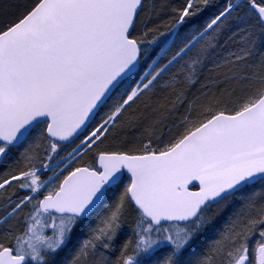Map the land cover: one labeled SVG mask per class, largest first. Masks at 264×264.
I'll use <instances>...</instances> for the list:
<instances>
[{
    "label": "snow or ice",
    "instance_id": "snow-or-ice-1",
    "mask_svg": "<svg viewBox=\"0 0 264 264\" xmlns=\"http://www.w3.org/2000/svg\"><path fill=\"white\" fill-rule=\"evenodd\" d=\"M0 264H264V0H0Z\"/></svg>",
    "mask_w": 264,
    "mask_h": 264
},
{
    "label": "trees",
    "instance_id": "trees-1",
    "mask_svg": "<svg viewBox=\"0 0 264 264\" xmlns=\"http://www.w3.org/2000/svg\"><path fill=\"white\" fill-rule=\"evenodd\" d=\"M169 3H172V4H176V3H179L180 0H168ZM215 2V0H214ZM148 39H151V36L148 37ZM63 154V153H62Z\"/></svg>",
    "mask_w": 264,
    "mask_h": 264
},
{
    "label": "water",
    "instance_id": "water-1",
    "mask_svg": "<svg viewBox=\"0 0 264 264\" xmlns=\"http://www.w3.org/2000/svg\"><path fill=\"white\" fill-rule=\"evenodd\" d=\"M194 190V189H193Z\"/></svg>",
    "mask_w": 264,
    "mask_h": 264
}]
</instances>
